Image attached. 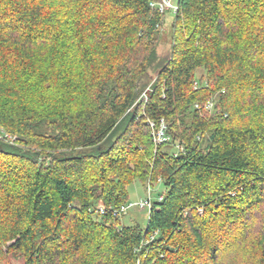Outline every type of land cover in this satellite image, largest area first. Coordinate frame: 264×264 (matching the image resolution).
Returning <instances> with one entry per match:
<instances>
[{
    "label": "trees",
    "instance_id": "trees-1",
    "mask_svg": "<svg viewBox=\"0 0 264 264\" xmlns=\"http://www.w3.org/2000/svg\"><path fill=\"white\" fill-rule=\"evenodd\" d=\"M149 2L0 0V264H264V0H178L164 56Z\"/></svg>",
    "mask_w": 264,
    "mask_h": 264
},
{
    "label": "rangeland",
    "instance_id": "rangeland-1",
    "mask_svg": "<svg viewBox=\"0 0 264 264\" xmlns=\"http://www.w3.org/2000/svg\"><path fill=\"white\" fill-rule=\"evenodd\" d=\"M178 0H172V4H177ZM49 4H51L50 1ZM174 19V15L171 13H165L164 14V20L162 23V26L160 27V31L158 33V36L160 37V43L157 47V54L158 56H164L166 55V53L168 52L169 49V42H170V38L172 35V22ZM42 29H47L50 30V27H45ZM44 31V30H43ZM152 70L149 71V78L151 79L152 77ZM202 72H198L196 74L197 77H201ZM150 79H144L142 83L147 84V90L149 92V88L152 84V80L149 81ZM37 128H35L33 130V132L37 135H45V134H51L53 133V131L51 130L52 128L48 125H46L45 123L42 124H38L36 125ZM51 128V129H50ZM17 136L13 135L11 133L5 132L2 128H0V144L3 145H7V147H15L16 145V141H17ZM174 151H176V148H174ZM6 158L4 156H0V171H4L5 168H7L6 166L8 165L7 163H10L11 165H13V163L17 164V169H21V165H23V163H21L20 161H17L16 159H8L7 161H11V162H7L5 160ZM24 164L22 167V169L24 170L25 168ZM11 167V166H10ZM95 170H92L91 167L88 168V178H90L92 176V173ZM18 173L19 175H23L20 174L19 172H15ZM151 188H150V187ZM148 189H151L152 193H151V197L152 199H155L156 195L158 192H162L163 191V183L162 180L158 179L156 183L154 184H150L149 181L144 182V184H140L138 182H133L130 187L127 189L128 190V195H129V201L127 203H133L136 202L140 199H145L147 197L148 194ZM99 204V202L96 200L93 202V205L95 207H97ZM147 216H148V212L145 209H136V208H131L127 211L126 215H123L122 217H120L119 219V224L124 225V226H130L133 224H141L144 225L146 223L147 220ZM9 261L11 264H23V259L22 257H10L9 256Z\"/></svg>",
    "mask_w": 264,
    "mask_h": 264
},
{
    "label": "built area",
    "instance_id": "built-area-1",
    "mask_svg": "<svg viewBox=\"0 0 264 264\" xmlns=\"http://www.w3.org/2000/svg\"><path fill=\"white\" fill-rule=\"evenodd\" d=\"M172 0H150L149 2V7L154 10L158 11L160 14H165V13H172L176 14L177 12V5L172 4ZM196 88V84H195ZM143 99L146 100L145 95H142ZM212 108V103L209 102L206 105L207 110H211ZM149 126L153 129L152 131V137L154 142L156 143H162L168 140V137L166 136V124L163 120H160L156 125L153 123H149ZM151 189H148V194L145 199H140L136 202L133 203H127L124 206H121L119 209L112 211V216L114 217H122L123 215H126L127 211L131 208H136V209H145L147 212H149L151 208V204L153 201L161 202L163 199V195L161 194L162 192H158L155 199H152L151 197ZM105 210L99 209L100 215L104 214Z\"/></svg>",
    "mask_w": 264,
    "mask_h": 264
},
{
    "label": "bare ground",
    "instance_id": "bare-ground-1",
    "mask_svg": "<svg viewBox=\"0 0 264 264\" xmlns=\"http://www.w3.org/2000/svg\"><path fill=\"white\" fill-rule=\"evenodd\" d=\"M196 84V83H195ZM195 84H194V86H195ZM196 87H197V85H196ZM147 90V89H146ZM145 92L146 91H144L142 94H141V96H140V98L141 99H143V97H142V95L144 94L145 95V97H146V94H145ZM150 123H153V122H150ZM154 124V123H153ZM149 128L151 129V133H152V131H153V129L149 126ZM166 136L168 137V140L167 141H165V142H162V143H167V142H169L170 141V137L167 135V131H166ZM151 137H152V134H151ZM152 139H153V137H152ZM154 141V140H153ZM156 143V142H155ZM162 143H157V144H162ZM150 187V186H149ZM151 188V187H150Z\"/></svg>",
    "mask_w": 264,
    "mask_h": 264
}]
</instances>
